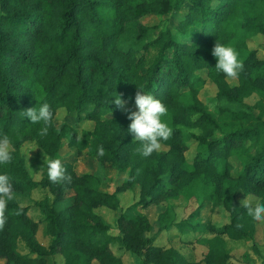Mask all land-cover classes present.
Instances as JSON below:
<instances>
[{
    "label": "trees",
    "instance_id": "1",
    "mask_svg": "<svg viewBox=\"0 0 264 264\" xmlns=\"http://www.w3.org/2000/svg\"><path fill=\"white\" fill-rule=\"evenodd\" d=\"M255 36L262 37L259 46L250 42ZM217 40L247 51L236 78L215 69ZM208 83L221 112L228 110L227 103L240 106L229 109L226 130L206 108ZM139 87L167 106L163 119L173 130L148 157L136 152L140 142L128 131L126 109L137 110ZM254 91L264 97V0H0V136H10L13 154L12 163L0 165V174L9 175L14 187L0 231L3 264H59L56 253L64 256L62 264H124L94 207L116 208L117 194L136 187L137 205L164 206L156 214L157 231L172 225L195 234L210 230L213 235L199 238L207 246L201 261L231 264L223 234L252 238L257 221L242 201L264 202V104L245 101ZM117 94L128 102L125 109L114 103ZM44 102L54 122L41 138V124L21 111ZM60 110L75 114L83 124L80 132L69 122L56 124ZM26 140L50 158H60L71 182H51L47 165L38 180L32 178L20 151ZM71 147L101 165L111 164V175L123 174L121 182L108 191L95 172L78 173L66 154ZM234 150L242 151L239 160ZM196 181L211 185L213 201L228 211L227 223L193 221L197 212L174 221L168 197ZM37 186L47 191L37 205L44 212L40 223L50 235L48 246L36 238L38 223L28 214L30 206L15 197ZM117 227L122 251L138 255L137 264H198L174 246L154 244L146 213H120ZM19 240L26 251L18 250Z\"/></svg>",
    "mask_w": 264,
    "mask_h": 264
},
{
    "label": "rangeland",
    "instance_id": "2",
    "mask_svg": "<svg viewBox=\"0 0 264 264\" xmlns=\"http://www.w3.org/2000/svg\"><path fill=\"white\" fill-rule=\"evenodd\" d=\"M142 21L149 23L153 21V17H143ZM250 42L259 46L262 42V37H252ZM236 50L239 53L238 59L241 61V59L247 54V51L245 49ZM208 85L209 87L204 91L206 108L216 117L223 129L226 130L228 128L226 122L231 117L229 109L237 110L240 106L236 103H227L224 107L228 110L221 112L216 105L214 90L209 83ZM245 101L250 104H253L256 101L264 104V97L258 91H254L245 98ZM55 122L59 126L64 122H69L78 129V132L83 128V124L76 119L74 113H66L64 110H60L57 113L55 116ZM84 123L85 127H90L91 125V122L88 121ZM182 128L184 131L199 130L198 128ZM20 151L22 152L28 171L30 166L33 169L29 174L32 178L38 180L43 175L46 156H49L33 140L24 141L20 147ZM67 152L66 154H68L69 159L73 163V167L78 173H82L83 171H93L101 177V187L103 189L108 191L113 190V182H121L123 174L119 173L111 175L113 172V166L111 164L106 163L105 165H101L93 157L78 154L74 147L69 148V151ZM241 152L236 150L232 152L236 160H239V158L242 157L243 154ZM136 188L120 191L117 194L119 203L116 208H111L107 205H98L94 207V211L98 213L102 221L109 226L108 231L114 236L113 242L110 243L111 248L116 254L123 256L124 264H137L139 263V257L138 255L122 251L119 239H117V237L120 236L117 227V217L120 213H127L134 216L138 212L146 213L148 215L152 227L147 234L153 236L154 244L163 247L174 246L178 248L187 259L197 261L198 264H203L201 260L207 250V246L204 242H201L199 238L200 236H211L213 235V232L210 230H203L201 234H195L190 229L180 230L175 225H172L168 229L161 230L160 232L157 231V225L155 223L156 214L163 209L164 206L156 203L149 204L146 207H142L140 204L137 205L136 203L139 199V193ZM186 189L184 192L182 191L168 197V201L173 205L175 210V222L188 219L193 212H197V215H194L192 219L193 221L199 219L209 221L216 227H220L228 222L229 215L226 208L221 203L213 201L211 185H205L200 181H196L195 183L188 185ZM45 193H47V191L43 187L37 186L28 194H16L15 197L21 204L30 206L28 214L38 223L36 238L41 244L48 246L50 243V235L44 233L42 224L40 223V219L44 212L39 205H37V202L43 198ZM245 199H248V197H245L243 200ZM48 201H52L51 194H48ZM59 205L60 204H58V206ZM223 236L226 237L225 234H223ZM237 240L238 241L227 239L226 242L227 250H232L231 264H264V221L256 222V230L252 238L243 237ZM17 248L21 252L26 251V247L22 240L18 241ZM244 252H247V257L243 256ZM54 258L59 264L64 262V256L61 253L54 254ZM3 263L4 260L0 259V264ZM92 264L97 263L94 261Z\"/></svg>",
    "mask_w": 264,
    "mask_h": 264
},
{
    "label": "clouds",
    "instance_id": "3",
    "mask_svg": "<svg viewBox=\"0 0 264 264\" xmlns=\"http://www.w3.org/2000/svg\"><path fill=\"white\" fill-rule=\"evenodd\" d=\"M212 55L217 58L215 69L222 72L229 78H236L244 70L243 62L238 59V51L229 44L221 43L217 40L213 47ZM114 103L120 109H125L128 103L123 99V94L115 96ZM135 106L137 110L126 109L129 125V133L134 135V142L139 141L140 147L136 152L144 157L152 155L161 147L160 141H167L172 136V128L163 119L168 112L167 106L150 92H146L139 87L135 95ZM21 115L31 120V123L41 124L39 136L45 137L54 122V113L51 106L47 103H41L39 108H28L21 111ZM195 119V118H193ZM97 155H105V149L102 145L98 146ZM13 161L12 140L8 134L0 136V165L10 164ZM45 165H47L48 178L53 183H63L65 180L69 183L72 180L70 175H66V168L62 166L60 158H50L46 156ZM29 167V172H32ZM14 199V187L9 175L0 174V231L7 224L5 210L8 202ZM242 206L247 209V214L255 221H264V202H257L255 205L247 199L242 201ZM243 224H237V228H243Z\"/></svg>",
    "mask_w": 264,
    "mask_h": 264
},
{
    "label": "crops",
    "instance_id": "4",
    "mask_svg": "<svg viewBox=\"0 0 264 264\" xmlns=\"http://www.w3.org/2000/svg\"><path fill=\"white\" fill-rule=\"evenodd\" d=\"M227 237V238H226ZM225 239H226V242H227V239H230V240H234V241H238L237 239H232V238H229L228 236H226ZM181 252V251H180ZM182 253V252H181ZM183 254V253H182ZM184 255V254H183Z\"/></svg>",
    "mask_w": 264,
    "mask_h": 264
}]
</instances>
